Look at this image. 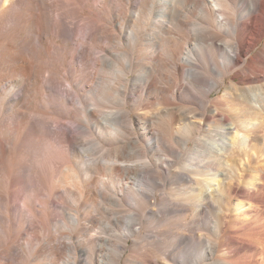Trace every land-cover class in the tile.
Masks as SVG:
<instances>
[{"label": "bare ground", "instance_id": "6f19581e", "mask_svg": "<svg viewBox=\"0 0 264 264\" xmlns=\"http://www.w3.org/2000/svg\"><path fill=\"white\" fill-rule=\"evenodd\" d=\"M263 82L264 0H0V264H175L184 208L203 264H264V151L225 160L264 148Z\"/></svg>", "mask_w": 264, "mask_h": 264}, {"label": "rangeland", "instance_id": "374dc122", "mask_svg": "<svg viewBox=\"0 0 264 264\" xmlns=\"http://www.w3.org/2000/svg\"><path fill=\"white\" fill-rule=\"evenodd\" d=\"M129 47L128 45H126ZM125 46V49L129 50ZM251 55L248 56V58ZM247 58V59H248ZM218 64L221 66L222 65V60L220 58L217 59ZM185 81V80H184ZM264 83V82H263ZM225 90V87H221L216 89L210 94V98L213 99H220L222 96L223 91ZM74 129V128H73ZM173 148H174V153L169 154V159H170V166L171 170L173 172L169 184L166 188L168 192L173 194L176 198L179 199V201L184 204L185 206V200L189 201L190 200V195L188 191L187 184L185 183V179L181 177L182 174H185V171L187 170L185 166V162L190 158L188 155V150L185 149V135L181 132L180 134H177L175 137V140L173 141ZM261 151H264V148H262L261 145H257L254 150L250 151H236L232 156L226 157V161L230 165L228 169L237 171L242 168V164L245 162L251 160V156L254 153H259ZM264 157V153H263ZM152 176H156L158 179H163V175L159 174L156 172L155 168L149 172V174L145 175V177L150 178ZM108 179L103 177L102 180L104 181L103 183V188H108ZM151 178L149 179V183H151ZM159 181V180H158ZM161 183V181H159ZM137 180L130 181L128 185L130 186L131 189H137L136 186ZM157 191L159 193L160 187L157 188ZM159 200H161V195H158ZM103 204L101 205L102 208V214L103 216H106L107 218L111 219L114 217H120L123 220L125 216H127L129 213H132L135 211L136 207H134V203L130 200L126 201V203H122L120 208H116L114 205V199H109L107 202H102ZM174 219H172L171 223V232L174 235L182 234L188 236V240L186 241L185 245L178 251H176V256H175V264H203L204 260H200L199 256L202 252L199 250V246L197 243L203 242L204 245H208L209 239H214L213 234H212V227H213V222L210 223L209 227L207 229H202V230H191L186 231L185 228H181L179 225L180 223L185 222V208L183 212L179 215L173 216ZM208 217L214 221L216 217V211L212 210L209 212ZM150 250V251H147ZM144 252L147 253H152L153 257L155 260L163 263V264H174V263H169L166 261L161 254L154 252L150 245L146 244L144 246ZM131 255V252L127 253V256Z\"/></svg>", "mask_w": 264, "mask_h": 264}]
</instances>
